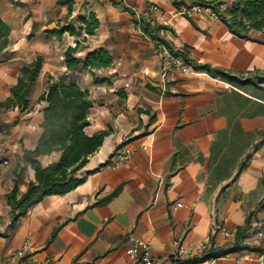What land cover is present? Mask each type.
Returning <instances> with one entry per match:
<instances>
[{"label": "crops", "instance_id": "obj_1", "mask_svg": "<svg viewBox=\"0 0 264 264\" xmlns=\"http://www.w3.org/2000/svg\"><path fill=\"white\" fill-rule=\"evenodd\" d=\"M73 1L71 15L58 0L0 1V17L11 29L10 46L0 55V103L11 96L21 68L38 56L44 59L28 94L29 110H0V163L8 162L0 168V264H26L13 258L26 243L28 254L41 264H132L129 239L148 243L160 264L202 258L200 247L209 239L212 246L206 251L231 245L234 239L211 238L213 226L236 232L264 201V145L253 149L264 132L260 85H231L193 69L171 70L164 78L155 41H164L174 52L186 50L199 65L254 79L264 76V33L251 32L246 41L208 13L176 15L193 6V0H152L161 11L151 17L148 0ZM90 15L100 23L93 36L79 23ZM138 18L157 28V40L138 29ZM68 24L77 31L74 36L45 33ZM77 44V58L83 62L104 49L112 66L69 72L65 52ZM49 77L89 94L88 136L110 135L81 172V186L64 196L46 197L14 222L9 196L18 166L24 167L23 152L35 150L42 135L46 105L38 99ZM236 124L249 138L233 134L244 150L231 177L213 187L212 145L220 132L229 131L231 146ZM119 150L132 159L119 168L108 167ZM248 156V168L234 180ZM59 159L60 154H53L40 162L47 167ZM33 182L35 173L27 168L18 183V199ZM177 241L191 254L177 256ZM255 257L246 249L200 264H258Z\"/></svg>", "mask_w": 264, "mask_h": 264}, {"label": "trees", "instance_id": "obj_2", "mask_svg": "<svg viewBox=\"0 0 264 264\" xmlns=\"http://www.w3.org/2000/svg\"><path fill=\"white\" fill-rule=\"evenodd\" d=\"M1 1V0H0ZM193 6H202L211 9L217 18L230 30L237 38L250 40L251 32L264 33V0H193ZM230 3H229V2ZM229 3L225 8L224 5ZM58 6H67L71 15L73 11V0H58ZM79 23L84 27L87 36H93L99 28L100 23L94 15L79 19ZM157 28H151L150 24L141 20V30L152 39H156L153 33ZM76 29L72 24L58 26L57 29L45 32L48 35L61 38L65 34L74 36ZM11 29L0 17V55L6 53L10 46ZM160 41V40H157ZM164 43L175 56L180 57L193 70L206 72L212 76L219 77L231 85H260V100L264 96V76L254 79H247L244 76H235L220 69H214L208 65H199L189 58L186 50L174 52L171 47ZM78 44L69 47L65 52V64L69 72L73 73L81 68L86 71H99L112 66L113 59L110 53L104 49H99L87 56L85 62L77 58ZM44 59L38 56L32 63L24 65L20 70V77L17 84L11 89V96L0 103V110L19 109L21 112L28 111L30 102L28 94L42 70ZM99 82V81H98ZM38 103L45 104L43 110L44 123L42 125V135L35 150H25L21 158L23 168L18 166L16 173V187L9 196V206L12 209L13 221L27 215L29 209L40 203L46 197L64 196L79 186L85 178L80 174L87 166L89 159L102 147L109 132H100L93 136H88L87 128L90 126L88 114L93 108V103L87 92L82 91L76 84H64L53 82L48 78L47 87L38 99ZM33 109V108H31ZM264 113V106L260 104V115ZM4 125L0 122V131ZM229 131L220 132L211 149L210 173L212 175V186H217L221 181L230 178L234 172V166L241 155L244 147L241 148L240 141L233 134L237 133L238 138H249L236 124L232 130L233 141L228 146ZM148 134V131L145 132ZM263 138L260 144L253 147L258 151L264 145V132L260 133ZM53 154H60L58 162L44 167L40 158L49 157ZM251 156L245 162H241L236 180L240 174L248 168ZM27 168H31L35 173V182L31 183L24 196L18 199V183L22 179ZM210 184V185H211ZM121 188L103 203H107L114 198ZM255 213L247 219L245 227L238 228L234 242L229 246L211 248L205 251L202 258L179 260L175 264H200L217 257H226L230 254L242 252L247 248L244 242L247 239L248 230Z\"/></svg>", "mask_w": 264, "mask_h": 264}, {"label": "built area", "instance_id": "obj_3", "mask_svg": "<svg viewBox=\"0 0 264 264\" xmlns=\"http://www.w3.org/2000/svg\"><path fill=\"white\" fill-rule=\"evenodd\" d=\"M148 1V16L151 17L153 14L161 11L160 7L154 4L152 0ZM201 13H208L212 18L217 19V15L211 9H207L202 6L182 7L176 12V15L193 18ZM137 27L141 31V20L139 18L137 20ZM155 44L158 56L161 59L164 78L171 70H178L184 73H190L192 71V68L188 66L182 58L175 56V54H173L164 43L161 41H155ZM75 46L76 45H74V47ZM131 159L132 154L124 150H119L108 163V167L119 168L127 164ZM6 165H8V162L0 163V168ZM255 218L256 219L252 221L248 230V236L244 246L253 251L258 264H264V201L259 204L257 210L255 211ZM235 235L236 232H232L222 225L215 224L212 229L211 238L220 237L223 240L229 241L235 239ZM129 242L132 246L127 250V255L132 257V264H160V262L154 258L152 248L148 243L135 239H129ZM174 246L177 250V256L179 257L191 254V251L186 249L180 241L175 242ZM210 246H212L211 239L204 243L200 249L204 252L207 250V247ZM28 252L29 245L26 243L20 250L13 254V258L22 260L26 264H41L34 257L30 256ZM44 264H51V261H47Z\"/></svg>", "mask_w": 264, "mask_h": 264}, {"label": "rangeland", "instance_id": "obj_4", "mask_svg": "<svg viewBox=\"0 0 264 264\" xmlns=\"http://www.w3.org/2000/svg\"><path fill=\"white\" fill-rule=\"evenodd\" d=\"M229 2V1H228ZM230 3V2H229ZM229 3H227L226 5H224L225 6V8H227L228 6H229Z\"/></svg>", "mask_w": 264, "mask_h": 264}]
</instances>
